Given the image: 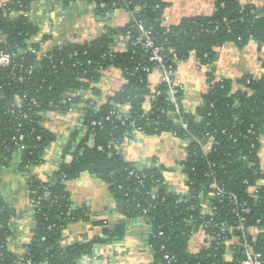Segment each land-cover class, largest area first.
Returning a JSON list of instances; mask_svg holds the SVG:
<instances>
[{"label":"trees","instance_id":"1","mask_svg":"<svg viewBox=\"0 0 264 264\" xmlns=\"http://www.w3.org/2000/svg\"><path fill=\"white\" fill-rule=\"evenodd\" d=\"M33 1L15 0L0 7V37L6 36L11 46L17 43L27 46L30 35L39 31L32 20L24 16ZM63 1L68 5L78 0ZM83 1L95 4L103 17L116 9H124L131 18L124 25L107 26L97 38L56 46L39 63L35 74L24 84L25 88L30 96L39 99L40 110L53 108L67 112L74 102L81 100L77 90L88 89L99 82L103 73L100 65L120 68L128 81L101 105L88 100L90 104L85 105L83 124L88 134L81 138L79 126H74L53 174L48 180L37 177L29 180L30 198L38 205L34 236L22 256L8 248L13 234L10 222L20 212L7 203L0 191V264H10L20 256L35 264H78L81 257L92 252L95 244L121 241L128 231V220L141 218L149 225L147 243L153 249L155 264H242L246 258L242 245L231 247L230 259L227 244H213L196 253L189 249L192 236L204 225L212 233L221 232L222 224L228 225L233 228L231 238L241 235L238 228L241 218L246 227L258 229L256 234L249 233L248 238L262 254L264 264V183L258 186L257 192L253 191L257 182L264 180L259 166V138L264 135V76L253 79V75L248 74L237 81L216 80L211 71L210 87L203 94V104L196 113L184 108V93L180 87L161 83V93L153 102L151 112L142 117L146 97L150 94L149 75L158 63L151 60L152 49L143 44L145 40L138 42L143 34L139 28L142 24L150 31L154 44L163 48L166 67L176 70L178 63L188 60L192 52L201 62L213 65L218 58V48L225 43L243 47L256 40L264 45V7L242 6L240 0H217L216 11L211 16H192L177 25H166L167 2L164 0ZM119 39L126 40L127 50L110 57L109 51ZM248 79H251L249 83ZM235 82L249 90L233 91ZM67 91L75 92L73 101L67 100L64 95ZM93 92L96 96L101 94L97 89ZM126 102L131 105L128 120L113 113ZM39 120L43 118L29 121L25 127L43 130ZM93 120L100 124L93 126ZM11 121L7 125L10 132L18 122ZM133 121L146 135L170 131L189 139L190 156L181 161L187 175V193L173 190L166 182L165 166L142 168L137 162L128 161L115 147L134 130ZM183 121L189 123V129L182 128ZM43 131L44 139L32 153H24V162L39 161L46 148L56 141L55 132ZM89 134L95 136V147L87 144ZM208 136H214L219 144L204 157L200 141ZM8 137L0 140V169L10 164L12 152L16 151ZM98 145L103 149L99 150ZM240 154H246L248 159H239ZM69 156L72 159L69 160ZM23 164L19 165L20 169ZM85 172L108 183L116 201V212L125 219L106 224L104 219L93 220L89 208L73 209L71 192L64 181L77 179ZM212 183L223 188L224 195L217 194L210 187ZM153 189H156L154 196ZM205 207L215 214L205 213ZM79 220H90L95 226H101V233L91 241L63 244L64 230ZM166 254L170 260L165 258Z\"/></svg>","mask_w":264,"mask_h":264},{"label":"crops","instance_id":"2","mask_svg":"<svg viewBox=\"0 0 264 264\" xmlns=\"http://www.w3.org/2000/svg\"><path fill=\"white\" fill-rule=\"evenodd\" d=\"M167 6L164 11V23L177 25L184 18L192 16H211L216 11L217 0H164ZM15 0H0V6L12 4ZM242 6L252 5L258 9L264 7V0H240ZM131 18L128 11L116 9L107 17L99 15L95 4L78 0L65 4L63 0H34L30 19L38 27L40 36H46V49L52 51L56 46L69 42L85 41L97 38L105 32L107 26L126 24ZM126 40L119 39L114 44L120 49L126 47ZM117 69V68H116ZM115 68L107 71L99 86L105 94L119 89L123 83V74ZM214 72L216 80L225 78L237 81L252 74L260 77L264 73V45L251 40L243 47L228 42L218 48V58L213 65L201 62L195 52L189 59L181 62L175 72V84L184 93L183 106L192 113L203 102V94L209 88V73ZM162 80V72L155 69L149 75L151 86H158ZM235 82L233 91L240 89ZM75 119L70 115L59 122L56 135L47 152V160L38 168V174L43 180L57 169L62 159L64 147L69 141V134L75 126ZM136 143L122 145L123 155L131 161L147 166H165L166 182L177 192L188 190L187 176L183 171L181 161L185 155V142L170 131L158 134H139ZM259 151V166L264 172V135L261 137ZM264 183V180L260 182ZM68 189L72 201L78 207L90 209L93 220L107 219L119 222L125 219L116 212V201L109 191L108 185L95 175L85 172L79 178L69 181ZM0 191L2 197L20 212L11 219L10 227L13 232L8 248L16 255L25 252L26 245L34 236L36 225L35 213L30 203L28 179L19 167V161L13 160L8 166L0 169ZM99 226L92 221L79 220L68 225L64 231V244L87 242L95 238ZM150 236L149 225L141 218L128 220V231L119 241V247L112 243L102 246L103 251L111 254L115 262L101 261L88 264H155L154 252L147 243ZM205 231L195 233L189 243L191 252H199L208 248ZM229 251L227 258H231Z\"/></svg>","mask_w":264,"mask_h":264},{"label":"built area","instance_id":"3","mask_svg":"<svg viewBox=\"0 0 264 264\" xmlns=\"http://www.w3.org/2000/svg\"><path fill=\"white\" fill-rule=\"evenodd\" d=\"M2 6L4 5H1L0 7ZM101 6L104 7L105 3H101ZM31 13H32V8L28 11H25L24 16L30 19ZM139 28L143 32V34L138 42L144 39L145 41L143 42V44L146 47L152 49L151 60H154L158 63V66L155 69H159L162 72L161 83L172 85V88H174L175 86H177L175 84V79H174L176 70L171 67L168 68L164 65V56L162 54L163 48L158 47L154 44L150 31L146 30L142 24H139ZM27 40L29 41V44L27 46H23L18 43L15 44L14 46H11L6 36L0 37V44L2 45L0 48V140H5L4 137L9 136L8 139H11L13 141L16 151L12 152L13 159L10 161V163L16 159L19 161V165L24 163L23 168L21 170L25 173L29 182V180L33 177L42 179L41 176L38 174V168L43 163L46 162L47 152L50 146L46 148L45 152L40 156L39 161L35 163H30L28 161L24 162L23 156L25 152L32 153V150L36 149L38 144L44 139L43 130L56 132L57 126L61 121V119L63 117L71 115L75 119L74 121L75 126L76 125L79 126L81 130L80 137L84 138V136H86L89 132L88 128L85 129L83 128V124L85 121L84 108L86 103L90 104L87 101L92 100L96 103L97 106L101 105L106 101L108 96L120 90L123 85L115 92L110 94H105L102 91L101 86H99V83L107 71L113 68L116 69L117 67L111 66L105 68L103 65H100V69L103 73L99 82L93 83L92 86H90V88L88 89L80 88L79 90H77L78 91L77 93L80 95L81 100L78 102H74L73 107L70 108L67 112L53 108L45 111L40 110L39 108L41 107V102L35 96H30V93L28 92L29 90L25 88L24 84L32 78V76L35 74L36 68H38L39 66V63L43 60V58L48 56L49 51L46 49V45H47L46 39H43V37L40 36L39 31L35 35L34 34L30 35V37ZM125 50H127V45L123 49H120L119 46L113 44L109 51V56L114 57L115 53ZM180 63L181 62H179L178 65ZM263 76L264 73L260 77L253 75L252 78L260 79ZM123 79H124V83L128 81V79L125 78L124 76ZM250 81L251 79H248L247 82L249 83ZM159 85L149 86L150 94L147 95L146 97V101L144 103V113L142 114V117L148 116L149 113L151 112L153 108V102L156 100V97L161 93V91L159 90ZM93 89L99 90L101 94L99 96L94 95ZM240 89L249 90L247 86H240ZM64 95L67 96L68 101L71 100L73 101V96H75L76 94L75 92L67 91ZM202 104L203 102L201 103V105ZM130 108H131L130 103L126 102L124 104H121L118 110L113 113L117 117L125 118L126 120H128L131 114ZM40 118L41 119L43 118V120H39L40 126L42 127L43 130H39L37 129V127H32L30 129H27L25 127L29 121H33L34 119H40ZM13 119L14 121H18V122L12 128V132H10L8 131L9 127L7 125L12 123L11 120ZM91 124L95 126L100 124V122H98L97 120H93L91 121ZM131 124L134 126V130L131 132V134L126 135V137L120 143L118 142L115 144V147L119 148L121 151L123 144L136 143L139 141L138 135L145 134L137 126L135 121H133ZM181 126L183 129L186 130L189 129L188 122L185 121L181 122ZM252 133L255 134V132ZM259 139L261 140V137ZM183 140L185 142V155L182 161H186L190 156L189 151L187 149L189 145V139L184 138ZM87 144L90 147L96 146L94 134H89ZM218 144L219 142L214 136H208L203 138L200 141V151L202 155L204 157H208L209 154L214 151L215 146H217ZM97 148L99 150L103 149L101 145H98ZM7 158L8 157H6L5 160H7ZM68 158L69 160L72 159V157L70 156ZM239 159L247 160L248 156L246 154H240ZM132 162H136V161H132ZM138 165L142 168H151V166H147L145 164L138 163ZM182 168L184 171L183 165ZM131 174H133V172H131ZM69 181L71 180L64 181V183L67 184V187ZM261 181L262 180H259L257 182V185L254 186L253 191L257 192L258 186H260ZM106 184L108 185V183ZM210 187L215 189L217 194L221 196L224 195V189L219 187L218 184L212 183ZM188 190L183 193H187ZM155 193H156V189H153L152 195L154 196ZM254 196L258 198L256 194ZM30 203H31L32 211L35 213V207L38 205V202L35 201L34 199H31ZM72 203H73L72 206L73 209L78 208V206H76L73 201ZM245 211L249 212V209H245ZM204 212L212 213V211L210 209H207L206 207L204 208ZM214 214L215 213L213 212L210 215L213 216ZM104 220L105 223L108 224L109 220L107 219ZM238 228L241 231V235L234 236L232 238L230 237L229 234L233 233V228L224 224H222L221 232H217V233L208 232L206 230V225H204V227H202L199 230L205 231L207 236L208 246H212L213 244H227L230 247L228 250L229 252L232 251L231 250L232 246L242 245L245 248V253H246V258L244 261H242V264H263L262 254L254 249L253 245L250 243V240L248 238L249 233L256 234L258 232V229L256 227H246L244 223V218L240 219V224ZM100 233H101V226H99L98 231H96L95 237L98 236ZM63 238H64V232H63ZM112 244L115 245L116 247L120 246L119 241L112 242ZM103 245L105 244H95L94 248L92 249V252L89 254H85L83 257H81L78 261V264L96 263L101 261L115 262L114 256L103 251L102 249ZM21 256L20 258L14 260L10 264H35L31 260H24L23 257ZM165 258L169 260L171 259V257L168 254L165 255Z\"/></svg>","mask_w":264,"mask_h":264},{"label":"rangeland","instance_id":"4","mask_svg":"<svg viewBox=\"0 0 264 264\" xmlns=\"http://www.w3.org/2000/svg\"><path fill=\"white\" fill-rule=\"evenodd\" d=\"M116 70H120V68H118V67H117V69H116ZM120 71H121V70H120ZM25 177H26V175H25ZM26 178H27V177H26Z\"/></svg>","mask_w":264,"mask_h":264},{"label":"water","instance_id":"5","mask_svg":"<svg viewBox=\"0 0 264 264\" xmlns=\"http://www.w3.org/2000/svg\"><path fill=\"white\" fill-rule=\"evenodd\" d=\"M82 122H83V120H82ZM72 152H75V151H72ZM147 237L149 238L150 236L148 235Z\"/></svg>","mask_w":264,"mask_h":264}]
</instances>
